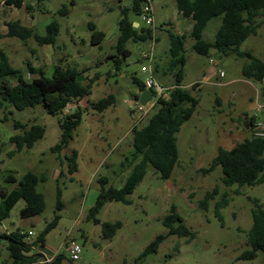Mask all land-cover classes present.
Instances as JSON below:
<instances>
[{"label": "rangeland", "instance_id": "obj_1", "mask_svg": "<svg viewBox=\"0 0 264 264\" xmlns=\"http://www.w3.org/2000/svg\"><path fill=\"white\" fill-rule=\"evenodd\" d=\"M133 1L23 0L21 7L7 4L0 7V47L25 77L40 76L39 71L30 70L31 65L52 76L55 66L63 64L76 67L83 83L97 78L91 93L81 101L80 106L85 109L82 122L74 130L70 144L60 153L51 150L60 142L59 117L50 114L43 104L23 110L11 106L0 110V186L13 189L16 185L7 182L8 175L20 179L26 172L33 171L45 177L37 189L46 199L42 213L30 217L21 216L25 201L20 200L9 217L0 221V235L18 229L26 233L31 230L33 235H27L25 241L35 242L55 214H59L57 226L46 235V245L63 255L62 264H264V252H259L252 260H237L243 250L250 248L247 231L253 223V199L257 198L264 208V182L253 186H227L221 180L220 166L209 173L202 171L211 164L219 147L230 149L253 133H264V95L259 93L264 82L243 75V66L249 61L246 57L223 55L215 49L209 55L195 52L192 48L194 39L189 35L192 20L179 13L176 0H148L154 18L151 25L134 11ZM64 6L68 7V14L60 12ZM126 7L129 8L128 16L138 22L140 28L151 27L157 40L154 41L152 59L145 55L151 51L153 38L128 40L125 44L128 53L121 55V69L116 70L121 74L115 76L111 72L114 60L109 55H118V22ZM54 19L60 24L54 45H39L34 37L23 40L7 36L8 21L20 20L23 25L44 35L47 24ZM89 22L106 34L100 45L90 42ZM257 22H260L257 33L243 42L241 50L263 59L264 13ZM220 24V16L210 19L203 31V39L213 41ZM171 32L188 33L181 85H186L185 88L199 98V104L178 134L179 160L171 177L163 178L148 165L143 180L129 195L130 204L120 201L105 204L99 218L123 223L112 239H105L101 226L88 218L89 209L99 193L98 179L107 177L110 184L122 185L120 180L131 171L125 160L133 152L132 129L135 125H144L157 109L154 98L140 120L132 115V109L136 107L133 76L144 80L151 75L165 88L166 98L176 85V69L172 67L169 54ZM152 60L158 63L153 73L149 68ZM220 71H223V77H220ZM191 82H198L200 89ZM111 93L115 94L116 101L102 115L86 108L89 102H96ZM77 108L73 104L69 112ZM244 116L256 117L259 125L247 130L249 124ZM16 121L27 126L41 124L46 133L32 148L9 156L15 149L11 137L22 133L16 128ZM74 150L79 152V170L72 174L68 171L67 158ZM59 170H63V174ZM58 186L62 189L61 210L57 209ZM216 186L219 194L209 201L208 210L201 209L199 201ZM223 192L229 194L230 202L222 209L223 220H220L214 206ZM171 205L177 207V212L188 227L197 232V237L188 241L186 237L168 235L157 251L142 255L157 235L167 234L162 221ZM0 241V264H15L6 241ZM72 243L81 246L77 261L70 259L68 247ZM34 253L35 250H31L30 254Z\"/></svg>", "mask_w": 264, "mask_h": 264}, {"label": "trees", "instance_id": "obj_2", "mask_svg": "<svg viewBox=\"0 0 264 264\" xmlns=\"http://www.w3.org/2000/svg\"><path fill=\"white\" fill-rule=\"evenodd\" d=\"M145 0H134L132 8L140 13L141 2ZM23 0H0L1 4L22 6ZM178 11L182 16L193 21L190 36L194 39L192 48L201 55H209L212 49L223 55H233L246 57L249 61L243 66V75L250 80L264 82V60L255 57L248 51H242L241 45L250 36L257 33L260 22L258 17L264 13V0H176ZM60 12L68 14L69 9L64 6ZM129 8L122 9V17L118 22L119 36L117 39L118 55L109 56L114 60L116 70H120L122 56H126L128 50L125 44L128 40L143 41L153 38L151 27H134V21L128 16ZM220 16L221 24L217 29L215 39L206 41L203 39V31L213 17ZM7 36L18 37L27 40L34 37L39 45L52 44L57 41L60 32V24L54 19L46 26L44 35L36 33L32 27L23 25L20 20H11L6 23ZM91 31V44L100 45L106 34L97 30L92 22H89ZM187 34L170 33L171 64L176 69V85L169 91V97H164V92L157 95V109L142 126L135 125L132 129V148L130 158L125 161L131 166V171L120 187L109 183L107 177H100V189L94 205L89 209L88 218L99 224L102 235L105 239H112L118 229L123 226L121 221H102L99 214L106 203L120 201L130 204L129 195L136 189L138 184L146 175L148 165H152L157 173L163 178L171 177L173 170L179 160L178 132L183 124L194 114L199 98L194 96L190 90L183 87V66L186 58L185 39ZM31 71H39L40 76L27 78L19 68L12 65L7 52L0 47V110L9 106L17 110L28 107H35L43 104L45 109L52 115L59 117L61 128L60 142L52 147V152L60 153L73 139L74 130L81 124L83 109L81 101L89 95L93 83L97 78H90L87 83L79 79L80 71L76 67L58 64L54 68L52 76H47L43 69L35 68L31 65ZM118 75V74H116ZM133 83L139 91L145 89L143 79L133 76ZM264 94V88L262 89ZM133 97L138 100L139 93H134ZM116 101L115 94L111 93L96 102H89L86 108H92L97 112H103L112 106ZM220 100L218 99V102ZM74 105L77 109L73 112L69 110ZM252 125L255 126L254 116L251 118ZM16 128H20L22 133L11 137L15 144V149L9 156L32 148L35 143L45 136L46 129L41 124L27 126L19 121L15 122ZM78 153L73 151L68 157V171L74 173L78 169ZM62 163V162H61ZM125 164V162H123ZM220 166L223 171L222 182L229 186L238 184L240 187L253 186L264 182V135L253 133L243 141L227 149L219 147L216 156L212 159L207 168H203L204 173L213 171ZM1 172V168H0ZM63 174V170L60 171ZM7 182L15 183L13 189L7 186H0V221L9 217L14 206L24 200L25 205L21 209L22 217H30L42 213L46 206L45 195L38 191L37 186L45 181L44 176H39L33 171L26 172L20 179L13 175H8ZM239 192V191H237ZM219 194L216 186L212 191L207 192L199 201V206L203 210H208L209 201ZM230 202L227 192L221 194V198L214 206L215 215L223 220L222 209ZM254 208L252 210L253 223L247 231V242L250 248L243 250L237 260L255 259L259 252H264V208L257 198L253 199ZM63 208L62 189L57 187V209ZM61 216L55 214L35 242L25 241L28 233L19 229L0 235V240L4 239L10 253V258L15 264H32L40 260L41 254H30L33 246L46 244V235L57 226ZM163 225L167 228V234L157 235L145 248L142 255L148 252L157 251L161 242L168 235H178L186 237L188 241L197 237V232L193 231L185 223L184 218L177 212V207L171 205L169 212L163 218ZM1 242V241H0ZM63 255L56 254L51 260L43 264H62Z\"/></svg>", "mask_w": 264, "mask_h": 264}, {"label": "built area", "instance_id": "obj_3", "mask_svg": "<svg viewBox=\"0 0 264 264\" xmlns=\"http://www.w3.org/2000/svg\"><path fill=\"white\" fill-rule=\"evenodd\" d=\"M152 13H153V11H152L151 4L149 3L148 0H145V2L143 3V5L140 8V16H141L142 20L149 25H151L153 23ZM152 50H153V42L151 45V51L145 55L147 58H150V59L153 58ZM211 61L213 62L214 60L211 59ZM220 75L221 76L224 75L223 71H220ZM144 82H145V89H151L153 91V99H154V92H156L157 95H161L165 91V88L163 86H161L158 82H156L151 75L148 76L144 80ZM135 103H136V107L134 109H132V115L136 116L137 120H140V118L143 116V113L145 114V112H147V110L149 109V108L147 109V106H149V102L146 105H143L139 102V100H136ZM152 106H153V104L150 105V107H152ZM138 115H139V117H138ZM260 135H262V134H260ZM28 235H33V231H31V230L28 231ZM68 249H69L70 259L72 261H77L80 259V254H81V246L80 245L72 243V244H70ZM44 262L45 261H43V263Z\"/></svg>", "mask_w": 264, "mask_h": 264}, {"label": "crops", "instance_id": "obj_4", "mask_svg": "<svg viewBox=\"0 0 264 264\" xmlns=\"http://www.w3.org/2000/svg\"><path fill=\"white\" fill-rule=\"evenodd\" d=\"M2 5L3 4H1L0 5V7H2ZM180 13V12H179ZM181 14V13H180ZM190 19V18H189ZM153 22H154V18H153ZM134 23H135V21H134ZM192 23H193V21H192ZM138 26H140L139 24H138ZM137 26V27H138ZM192 27H193V24H192ZM191 32V31H190ZM180 34V33H179ZM184 34H186V33H184ZM187 35H188V33H187ZM155 40H157V39H155L154 37H153V39H152V42H153V46H154V41ZM152 42H151V44H150V46L152 45ZM114 54H111V55H109V56H113ZM263 60H264V58H263ZM185 64H186V62H185ZM157 65H158V63L155 61V60H152L151 62H150V72L151 73H153L155 70H156V67H157ZM118 71V70H117ZM111 72L113 73V75H115V76H117L116 74H118V75H120L121 74V72L119 73H116V69H115V66L111 69ZM110 73V72H109ZM108 73V74H109ZM220 74V73H219ZM110 75H112L111 73H110ZM220 77H223V76H221L220 75ZM146 79V78H145ZM144 79V80H145ZM222 84H225V82L223 83L222 82ZM191 85L192 86H196V89H200V85H199V83L198 82H191ZM183 87H185L186 85H182ZM134 87H135V91H134V93H139V95H140V91L138 90V88L136 87V85L134 84ZM259 93H261L262 94V92L261 91H259ZM264 95V94H263ZM134 98V97H133ZM135 100V99H134ZM136 101V100H135ZM88 109V108H87ZM86 109V110H87ZM90 109H92V108H90ZM93 110V109H92ZM107 110V109H106ZM104 112V111H103ZM103 112H97V111H95V110H93V113H95L96 115H102L103 114ZM195 113V112H194ZM194 115V114H193ZM245 118H246V124H249V128L247 129V130H249V129H251L252 127H253V125H252V120H251V118L252 117H248V116H244ZM255 118V126H257V125H259V122H258V120L256 119V117H254ZM184 125V124H183ZM261 127H263L262 125H261ZM260 127V128H261ZM181 129H182V127H181ZM181 129H180V131H181ZM180 131L178 132V134L180 133ZM257 134V133H256ZM260 134H262V135H264V133L262 132V133H260ZM178 136V135H177ZM77 151V150H76ZM77 153H78V158H79V152L77 151ZM78 158H77V160H78ZM77 163H78V161H77ZM56 171H58V169H55ZM79 170V163H78V169H77V171ZM76 172V171H75ZM59 173H60V170H59ZM54 177V176H53ZM54 178H56V176L54 177ZM125 178L126 177H124V179H121L120 180V184H123L124 183V181H125ZM114 185V184H113ZM114 186H116V187H120V186H117V185H114ZM33 250H35V252L36 253H34V255L35 254H41V257H40V260H38V262H36V263H39V264H43V261H49V260H51L56 254H59V253H57V251L56 250H54V249H48L47 248V245L45 244L44 246H41V245H36V246H33V249H32V251Z\"/></svg>", "mask_w": 264, "mask_h": 264}, {"label": "water", "instance_id": "obj_5", "mask_svg": "<svg viewBox=\"0 0 264 264\" xmlns=\"http://www.w3.org/2000/svg\"><path fill=\"white\" fill-rule=\"evenodd\" d=\"M138 26V22L134 23V27L136 28ZM153 99V91L151 89H144L140 92L139 95V102L143 105H146L148 102H150Z\"/></svg>", "mask_w": 264, "mask_h": 264}]
</instances>
